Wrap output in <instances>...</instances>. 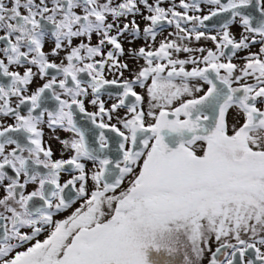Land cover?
Masks as SVG:
<instances>
[{
    "label": "snow or ice",
    "instance_id": "snow-or-ice-1",
    "mask_svg": "<svg viewBox=\"0 0 264 264\" xmlns=\"http://www.w3.org/2000/svg\"><path fill=\"white\" fill-rule=\"evenodd\" d=\"M0 264H264V0H0Z\"/></svg>",
    "mask_w": 264,
    "mask_h": 264
},
{
    "label": "flooded vegetation",
    "instance_id": "flooded-vegetation-1",
    "mask_svg": "<svg viewBox=\"0 0 264 264\" xmlns=\"http://www.w3.org/2000/svg\"><path fill=\"white\" fill-rule=\"evenodd\" d=\"M53 147H54V149H56L57 150V156H59V145L58 144H56V143H53Z\"/></svg>",
    "mask_w": 264,
    "mask_h": 264
}]
</instances>
